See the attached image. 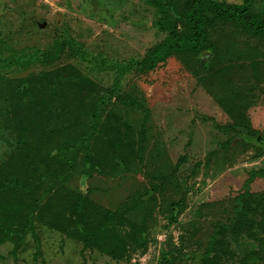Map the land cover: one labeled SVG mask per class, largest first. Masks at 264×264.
<instances>
[{
	"label": "rangeland",
	"instance_id": "1",
	"mask_svg": "<svg viewBox=\"0 0 264 264\" xmlns=\"http://www.w3.org/2000/svg\"><path fill=\"white\" fill-rule=\"evenodd\" d=\"M163 1L189 34L193 0ZM216 1L264 18V0ZM161 18L146 0H0V173L21 183L0 196V219L25 232L0 246V264H264L247 237L264 232L250 209L232 236L245 201L264 194V177L251 176L264 170V146L223 131L241 124L264 138V35L218 23L209 54L175 53L137 74L132 63L168 37ZM117 84L95 147L100 169L85 181L78 153L74 173L56 180L51 147L83 135L100 88ZM73 193L88 199L92 246L74 231ZM213 238L221 258L195 261Z\"/></svg>",
	"mask_w": 264,
	"mask_h": 264
},
{
	"label": "trees",
	"instance_id": "2",
	"mask_svg": "<svg viewBox=\"0 0 264 264\" xmlns=\"http://www.w3.org/2000/svg\"><path fill=\"white\" fill-rule=\"evenodd\" d=\"M146 2L148 5L157 8L161 12L162 18L158 23V28L161 32L168 33V37L159 46L149 51L144 60L138 63H132L136 68L137 74L155 69L166 57L169 55L172 56L175 53L189 52L194 53L196 56L209 54L214 49L210 40V31L214 29L218 23H222L225 26L236 24L245 28L252 35H264V18L255 14L250 6L246 4L227 5L221 4L216 0H193L191 10L188 14L190 32L189 34L180 35L174 22V16L172 12H170V10L173 9L170 5L166 4L163 0H146ZM121 69V72L125 73L130 68ZM36 77L39 79H46L49 75L39 74ZM30 81L31 80L28 79L24 80L25 83ZM119 88L120 84L115 85L112 89L100 88L99 93L104 98L92 105L88 110V117L84 124L82 123L85 133L79 137L71 138L68 142L54 144L51 147L47 157L56 160L63 166L61 171L63 173L60 175L58 174L56 180L69 178L74 173V167L77 163L75 157L78 153H84V159L81 163L84 169L82 173L85 181L91 178L93 174L100 169L101 164L96 155L95 147L99 141L98 133L100 131L101 118L103 112L112 105L111 103L113 100L115 98L117 99L116 93ZM29 129H31V125L28 130ZM223 131L228 134H234L231 141H241L246 145H254L257 147L264 146L258 142L259 138H264L258 132L251 133L245 125H229L223 128ZM251 176L253 179L260 176L264 177V170L252 171ZM19 186H21V183L18 180L9 177L3 178L0 173V196L13 192ZM31 188V193H35L38 192L40 186ZM67 197L70 210L73 211L72 215H77V220H74V231L86 245H94L96 231L94 230L92 215L86 206L88 199L83 193H73ZM152 197L153 191H150L146 195V200ZM178 206V204H175L174 208ZM248 209H250V213H254L259 217L258 225L264 227L263 194L258 198H251L245 201L243 210L239 212L235 218L236 220L233 225L235 230L232 232V236L236 237L240 235L236 229H239L243 223L248 221ZM34 210H36L35 207ZM1 217L3 219H0V246L9 242L16 244L18 242L21 243L25 238V232L20 227V223L16 222L12 215H3ZM253 221L254 220H252V223ZM30 223L31 219H28L27 224ZM24 225H26V222ZM218 235L222 236V231H219ZM247 237L253 242L258 241L259 251H264V232H262V237L259 240L256 239L257 236H255L252 231ZM143 240H145V236H143ZM218 243H221V240L213 238L211 244H209V249L204 253L200 252L193 254V259L197 262H206L214 258L219 260L221 255L217 248Z\"/></svg>",
	"mask_w": 264,
	"mask_h": 264
},
{
	"label": "water",
	"instance_id": "3",
	"mask_svg": "<svg viewBox=\"0 0 264 264\" xmlns=\"http://www.w3.org/2000/svg\"><path fill=\"white\" fill-rule=\"evenodd\" d=\"M38 26H39V28L44 29L47 26V22L39 23ZM258 142L260 144H263L264 145V139L259 138L258 139Z\"/></svg>",
	"mask_w": 264,
	"mask_h": 264
}]
</instances>
